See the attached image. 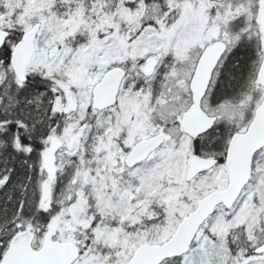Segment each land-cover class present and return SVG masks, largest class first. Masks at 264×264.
I'll return each mask as SVG.
<instances>
[{"label": "snow or ice", "instance_id": "1", "mask_svg": "<svg viewBox=\"0 0 264 264\" xmlns=\"http://www.w3.org/2000/svg\"><path fill=\"white\" fill-rule=\"evenodd\" d=\"M0 264H264V0H0Z\"/></svg>", "mask_w": 264, "mask_h": 264}]
</instances>
